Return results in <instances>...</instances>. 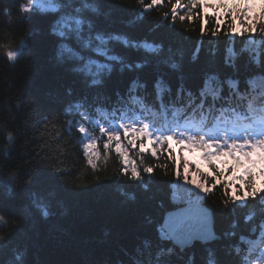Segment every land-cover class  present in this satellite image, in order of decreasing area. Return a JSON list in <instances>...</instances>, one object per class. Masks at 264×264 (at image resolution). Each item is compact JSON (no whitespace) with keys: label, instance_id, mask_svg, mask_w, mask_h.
Listing matches in <instances>:
<instances>
[{"label":"trees","instance_id":"obj_1","mask_svg":"<svg viewBox=\"0 0 264 264\" xmlns=\"http://www.w3.org/2000/svg\"><path fill=\"white\" fill-rule=\"evenodd\" d=\"M26 3L0 0V264H207L210 252L217 264H241L233 251L236 245L244 254L257 255L264 242L258 232L264 220V201H249L247 206L229 202L226 206L224 189L219 187L206 198L201 192L197 201L199 190L177 180L166 153L157 159L146 155L145 166L152 165L153 173L143 174L140 181L131 180L121 174V158L114 146L107 153L103 149L104 139L96 127L103 121L96 109L115 111L116 116L121 114L118 109L127 112L131 106L128 89L138 80L146 87L137 95L157 114L146 110L142 117L137 110L128 115L146 118L158 127L186 125L183 118L177 124L170 113L188 105V92L199 103L204 80L212 74L221 80H238L239 92L259 104L264 85L257 80L253 88L247 81L264 72V37L257 31L233 38L224 27L212 36L214 21L204 34L199 22L177 20L173 24L164 14L171 12L175 0H162L161 6L153 5L147 13L143 9L151 0H92L97 11L90 22L100 31L124 35L130 42L160 44L164 50L162 57H148L143 50L117 44L116 53L133 67L121 70L115 64L101 85H92L59 60L58 38L50 30L54 21L23 13L21 6ZM186 6L187 0H181V7ZM230 42L238 55L226 62ZM246 46L258 52L260 65L250 60ZM9 52H16V59L9 60ZM164 57L175 59L179 69H170L162 62ZM136 63L144 66L137 69ZM161 77L171 88L164 96L167 117L154 89ZM80 103L86 107L81 108ZM209 105L217 114L215 123H220L226 119L220 115L222 111L230 113L241 105L246 110L247 100L225 86L221 99H208L204 115ZM85 111L95 113L91 119L95 125L83 120L80 113ZM199 118V113L188 117L197 122ZM80 123L85 124L87 135L97 139L100 156L92 157L95 169L88 164L91 152L85 154L87 141L78 131ZM130 155L138 159L136 152ZM175 155L181 163L182 154ZM199 165L208 171L205 163ZM257 186L264 187L261 178H257ZM188 202H200L211 212L217 238L181 250L161 242L158 229L165 212ZM250 213L255 215L246 221ZM242 236L255 241L251 253ZM168 247L173 248L171 254L161 251Z\"/></svg>","mask_w":264,"mask_h":264},{"label":"snow or ice","instance_id":"obj_2","mask_svg":"<svg viewBox=\"0 0 264 264\" xmlns=\"http://www.w3.org/2000/svg\"><path fill=\"white\" fill-rule=\"evenodd\" d=\"M161 2L162 0H151L143 11L147 13L153 5L159 7ZM256 3L257 0H187V6L181 7V0H175L171 12H166L164 16L165 19L170 16L173 24L177 20L199 22L202 34L209 30L210 21H214V26L210 28L212 36H217L224 27L230 29L227 35L233 38L236 35L244 36L245 33L257 31L264 37V0H259V14L253 15L252 9ZM209 9L211 12L208 11ZM21 11L31 17L48 16L54 21L50 24V30L58 38L59 60L71 66L74 72L81 74L86 80H90L92 85H101L104 78L112 73L115 64L120 65L121 70L133 67L131 64H126L122 56L116 53L117 44L125 48L143 50L148 57H162L164 51L160 44L146 41L130 42L124 35L100 31L97 25L90 22L94 19L92 14L97 11L92 0H27V3L21 6ZM246 50L250 54V60L260 65L258 52L255 49H247V46ZM225 53L226 62H233L238 55L231 42L226 47ZM91 54H95L99 59L93 58ZM197 55L198 49L194 51L193 59ZM16 56V52L8 53L9 60L16 59ZM162 62L172 70L180 67L172 57H164ZM144 63H136L135 67L142 68ZM257 80L264 85V72L258 77H250L247 84L255 88ZM225 86L233 95L239 96L241 100H247L246 110L241 105L239 109H234L230 113L223 111L220 113L221 116L226 117L225 123L230 125L227 129L215 123L217 114L211 105L208 114L204 115V106L208 103V99L211 98L212 101L221 99ZM145 87L146 85L138 80L131 82L128 89V101L131 106L127 108V112L124 109L116 110L121 113L119 116H116L115 111L109 113L107 109H96L103 121L96 124L101 139H104L103 149L107 153L114 146L115 153L121 158L122 175L133 181H140L143 174L153 173L152 165L145 166V156L150 155L151 158L157 159L166 153L167 158L171 160V167L175 169L177 180H183L199 190L195 193L197 201L200 200L201 192L206 198L213 195L217 187L224 189L226 206L229 202L247 206L249 201H264V187L257 186V178H261V182L264 183V93L261 94L260 103L257 104L256 99H250L245 93L239 92L238 80L231 77L221 80L215 74L208 75L199 93V103L193 98L192 93L188 92V105L176 108L170 113L177 124L181 118L185 120L186 126L180 129L175 125L167 128L157 127L146 118L137 119L127 114L135 113L137 110L142 117L146 110L151 111L153 115L157 114L154 108L146 105L143 98L137 95L138 90ZM154 89L157 101L167 117L169 108L164 105V96L171 93V88L161 77L154 82ZM180 91L182 93L183 88ZM79 106L86 107L83 103ZM194 113L200 114L198 122L188 119ZM80 115L84 121H90L95 113L85 111ZM78 131L87 135L84 123L79 124ZM173 141L180 146L181 153L184 149L199 151L200 159L205 162L208 171L205 172L199 164H193L183 155L179 157L181 163L178 164L175 155L177 149L171 144ZM83 147L86 155L91 152L88 164L95 169L97 165L92 157L99 159L100 156L99 151L96 150L97 139L88 138ZM132 152L137 153L138 159L130 155ZM188 191L192 190L188 189ZM261 207L264 208V204H261ZM43 214L48 215L47 211ZM254 215V213L248 214L245 220H252ZM158 232L161 242L166 245H178L181 248L191 245L194 240L207 242L216 239L207 211H202L197 218L183 212L177 213L170 222L166 221L162 224ZM258 232L260 238L264 240V220L258 225ZM241 241L250 245L247 249L248 253L257 246L254 240L243 236ZM165 250L171 254L173 248L168 247L161 251ZM233 251L240 257L241 264H264V250L260 251V255H248L244 254V249L240 245H236ZM209 256L207 264H217L211 252Z\"/></svg>","mask_w":264,"mask_h":264},{"label":"water","instance_id":"obj_3","mask_svg":"<svg viewBox=\"0 0 264 264\" xmlns=\"http://www.w3.org/2000/svg\"><path fill=\"white\" fill-rule=\"evenodd\" d=\"M202 211H207V213H208V217H209V220H210V222H211L212 229H213V221H212V214H211V212L206 208V206H204L203 204H199V203H188V204H186V205H183V206L179 207V208L176 209V210L166 212V213L163 215V217H162L161 225H162V224H165L166 221H169V222H170V220H171L172 218H174L175 215H176L177 213L183 212V213H185V214H187V215H190V216H192V217H194V218H197V217L200 216V214H201ZM161 225H160V226H161ZM216 238H217V237H216ZM213 240H214V239H213ZM213 240H210V241H207V242L202 241V240H194V241L192 242V244H193L194 242H200V243H202V244H206V243H210V242L213 241ZM192 244L189 245V246H185V247L182 248V249L189 248V247L192 246ZM175 246H177L178 248H181V247L178 246V245H175Z\"/></svg>","mask_w":264,"mask_h":264},{"label":"rangeland","instance_id":"obj_4","mask_svg":"<svg viewBox=\"0 0 264 264\" xmlns=\"http://www.w3.org/2000/svg\"><path fill=\"white\" fill-rule=\"evenodd\" d=\"M253 8H254L253 10H254L255 14L258 15L260 12L259 0H257V3L255 5H253ZM182 128L183 127H180V129H182ZM178 147L180 148V146H178ZM179 148H178V151H179ZM179 153L183 154V155L186 154L188 158H189V156L196 157L201 161V163L204 162L203 160L200 159L199 151L192 152V151H189L188 149H184V151L182 153L180 151H179ZM200 161H198V162L200 163ZM176 194H179V192H177ZM195 203H200V202H195ZM184 204H186V203H183V204L179 203L178 206H182ZM161 222H162V219H161ZM160 225H161V223H160Z\"/></svg>","mask_w":264,"mask_h":264}]
</instances>
